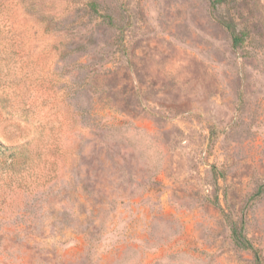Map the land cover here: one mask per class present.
I'll return each instance as SVG.
<instances>
[{
	"label": "rangeland",
	"instance_id": "374dc122",
	"mask_svg": "<svg viewBox=\"0 0 264 264\" xmlns=\"http://www.w3.org/2000/svg\"><path fill=\"white\" fill-rule=\"evenodd\" d=\"M231 223L264 264V0H0V264H257Z\"/></svg>",
	"mask_w": 264,
	"mask_h": 264
},
{
	"label": "trees",
	"instance_id": "16d2710c",
	"mask_svg": "<svg viewBox=\"0 0 264 264\" xmlns=\"http://www.w3.org/2000/svg\"><path fill=\"white\" fill-rule=\"evenodd\" d=\"M90 7H91V11L93 13H98L97 10V3L95 2H91L90 3ZM229 29H231L230 26H228ZM234 41H238V39L236 38V36L234 35V32L231 30L230 31ZM230 232H231V239L232 242L234 243V245L240 249H245V250H250L256 260L257 264H261V260H260V256L258 254V251L256 250V248H254V246L247 240V238L243 235L242 231L240 229L237 228V226L234 223L230 224Z\"/></svg>",
	"mask_w": 264,
	"mask_h": 264
}]
</instances>
